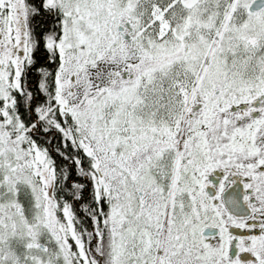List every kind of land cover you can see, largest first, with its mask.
I'll list each match as a JSON object with an SVG mask.
<instances>
[{"label":"snow or ice","instance_id":"1","mask_svg":"<svg viewBox=\"0 0 264 264\" xmlns=\"http://www.w3.org/2000/svg\"><path fill=\"white\" fill-rule=\"evenodd\" d=\"M0 264H264V0H0Z\"/></svg>","mask_w":264,"mask_h":264}]
</instances>
